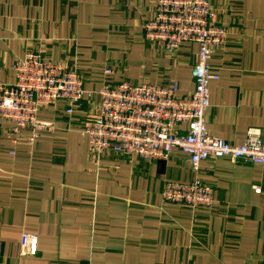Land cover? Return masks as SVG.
<instances>
[{
	"label": "crops",
	"instance_id": "obj_1",
	"mask_svg": "<svg viewBox=\"0 0 264 264\" xmlns=\"http://www.w3.org/2000/svg\"><path fill=\"white\" fill-rule=\"evenodd\" d=\"M228 31L209 64V132L241 145L250 128L264 138V0H211ZM156 0H0V83L30 52L75 69L85 95L44 108L53 122L32 145L0 117V264H264V165L223 157L198 173L174 148L167 159L97 158L84 133L100 91L122 82L179 84L194 91L199 45L170 54L145 38ZM200 178L211 208L165 203L170 181Z\"/></svg>",
	"mask_w": 264,
	"mask_h": 264
},
{
	"label": "built area",
	"instance_id": "obj_2",
	"mask_svg": "<svg viewBox=\"0 0 264 264\" xmlns=\"http://www.w3.org/2000/svg\"><path fill=\"white\" fill-rule=\"evenodd\" d=\"M227 37V29L215 20L211 0H156L154 16L145 24V38L170 54L186 42L199 45L192 68L194 91L178 96L177 82H122L103 88L100 108L88 116L84 129L96 157L110 152L158 161L179 148L189 156L195 173L202 162L223 157L264 165L261 129L250 128L244 143L235 145L211 134L206 125L210 84L219 79L209 61ZM14 69L15 81L0 83V117L13 123L17 137L29 130L28 143L33 145L44 132L55 129L53 122L39 118V112L63 99L67 114L72 115L85 95L84 79L40 52L28 53ZM162 196L165 203L192 208H211L214 203L212 187L199 177L168 182Z\"/></svg>",
	"mask_w": 264,
	"mask_h": 264
}]
</instances>
